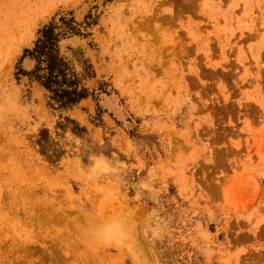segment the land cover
I'll use <instances>...</instances> for the list:
<instances>
[{
    "label": "rangeland",
    "instance_id": "rangeland-1",
    "mask_svg": "<svg viewBox=\"0 0 264 264\" xmlns=\"http://www.w3.org/2000/svg\"><path fill=\"white\" fill-rule=\"evenodd\" d=\"M70 13L61 110L17 72ZM0 264H264V0H0Z\"/></svg>",
    "mask_w": 264,
    "mask_h": 264
},
{
    "label": "trees",
    "instance_id": "trees-1",
    "mask_svg": "<svg viewBox=\"0 0 264 264\" xmlns=\"http://www.w3.org/2000/svg\"><path fill=\"white\" fill-rule=\"evenodd\" d=\"M96 23V16L88 13L82 23H78L74 16L62 15L58 20H51L43 25L37 33V37L30 48H26L21 55V61L28 58L32 61L29 70L19 67L17 74L26 76L31 82H36L44 90V98L48 106L54 109H71L89 96L95 97L98 93L106 92L104 84L90 90L88 80L95 77L94 69L88 59L75 55L79 67L74 60L61 51L60 42L73 35L87 36V30ZM71 49V48H69ZM81 54V53H79ZM66 123H59L61 129L68 127L77 135L85 132V128L69 118H64ZM36 140L39 152L49 161H55L61 154L51 140L48 130L42 129Z\"/></svg>",
    "mask_w": 264,
    "mask_h": 264
}]
</instances>
